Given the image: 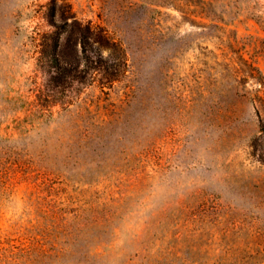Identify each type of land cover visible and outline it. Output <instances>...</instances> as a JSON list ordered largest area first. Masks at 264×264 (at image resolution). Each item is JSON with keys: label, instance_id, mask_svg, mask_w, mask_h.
<instances>
[{"label": "rangeland", "instance_id": "obj_1", "mask_svg": "<svg viewBox=\"0 0 264 264\" xmlns=\"http://www.w3.org/2000/svg\"><path fill=\"white\" fill-rule=\"evenodd\" d=\"M199 2L0 0V264H264V0Z\"/></svg>", "mask_w": 264, "mask_h": 264}, {"label": "trees", "instance_id": "obj_2", "mask_svg": "<svg viewBox=\"0 0 264 264\" xmlns=\"http://www.w3.org/2000/svg\"><path fill=\"white\" fill-rule=\"evenodd\" d=\"M214 1H216V0H209V2L207 3V2H204V0H200L199 6H201V9H202L203 8L202 5L210 4V3H213ZM235 1H237V0H235ZM195 4L198 5V3H195ZM86 31H87L88 34H91V29L90 28H87ZM119 48H120L119 51L122 53V55H121V61L123 62L125 54H124V51L121 49V47H119ZM100 68L101 67H95V66L93 67L92 66L90 68V71L89 72H91V70H94V69H96V70L99 69L100 70ZM104 68L105 69H103V75H104L105 78H108L110 80H114L115 79V74L114 73H115V71H116V73L119 72V69H120L119 68V64L118 65H115V66H110V67H108V66L106 67L105 66ZM253 70H255V71L251 72L250 76H252L253 79L256 82H259V84H261V87H264V79H262L263 77H261V75L259 76V75L256 74L257 69H253ZM259 160H262V159H259Z\"/></svg>", "mask_w": 264, "mask_h": 264}]
</instances>
